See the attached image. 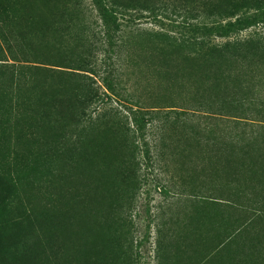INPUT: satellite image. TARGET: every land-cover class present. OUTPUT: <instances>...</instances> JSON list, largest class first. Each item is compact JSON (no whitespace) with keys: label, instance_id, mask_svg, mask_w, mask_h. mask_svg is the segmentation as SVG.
<instances>
[{"label":"trees","instance_id":"obj_1","mask_svg":"<svg viewBox=\"0 0 264 264\" xmlns=\"http://www.w3.org/2000/svg\"><path fill=\"white\" fill-rule=\"evenodd\" d=\"M167 11L191 20L131 23ZM260 23L264 0H0V264H133L140 156L167 141L214 194L175 237L156 225L157 264H264V30L242 34ZM132 40L184 103L106 109Z\"/></svg>","mask_w":264,"mask_h":264},{"label":"rangeland","instance_id":"obj_2","mask_svg":"<svg viewBox=\"0 0 264 264\" xmlns=\"http://www.w3.org/2000/svg\"><path fill=\"white\" fill-rule=\"evenodd\" d=\"M145 16L133 18L132 25L144 31H154L164 26L179 33L183 30L181 26L184 21L191 20L189 15L181 11H167L156 17L148 14ZM252 29L264 30V25L260 23L242 34ZM140 49L133 40L123 48L120 94L116 98L112 97L111 104L106 105V109L113 107L128 112L130 107L147 109L154 106L161 109L165 105L184 103L187 100L185 93L170 89L166 91L164 84L156 81L155 76L147 72L143 58L146 51ZM153 131L154 129L148 130L147 134H154ZM179 133L177 130L176 134ZM164 146L161 153L154 152L153 148L150 158L140 156L139 184L135 189L132 205L125 215L126 225L133 239V264H157L154 251L156 225H161L163 234L170 238L175 237L181 232L178 229L191 221L193 205L197 207L194 200L199 196L214 194L208 177L190 169L192 164L203 161L201 155L194 153L185 167H182L179 144L167 141ZM203 163L207 166L206 160ZM230 211L232 210L225 208L220 213L222 216L228 213L230 215ZM232 218L233 216L225 217L223 220L226 222ZM23 229L31 230V227L23 225ZM176 259H182V256L171 255L166 260L168 264H181Z\"/></svg>","mask_w":264,"mask_h":264}]
</instances>
